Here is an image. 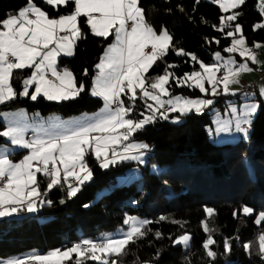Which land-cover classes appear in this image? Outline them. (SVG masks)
Returning <instances> with one entry per match:
<instances>
[{
    "label": "snow or ice",
    "instance_id": "snow-or-ice-1",
    "mask_svg": "<svg viewBox=\"0 0 264 264\" xmlns=\"http://www.w3.org/2000/svg\"><path fill=\"white\" fill-rule=\"evenodd\" d=\"M195 2L198 4L200 0ZM212 2L218 5L221 12H231L230 15L220 16L219 25L212 27L232 39L230 45L223 48V52L229 54L228 58L225 59L217 51L211 65L182 47L177 48L173 35L166 28L157 32L147 21L141 0H41L57 12L58 6L68 7L71 4L70 12L56 17L50 16L36 0H26L25 5L15 13L0 19V105L18 97L32 101L43 97L59 103L74 100L85 91L84 84L77 86L76 77L70 69L58 67V57L75 55L77 42L86 38L81 18H84L93 36L105 40L110 36L114 38L95 65L98 71L92 82L91 95L102 99L104 106L93 117L84 121H61L57 117L47 126L43 121L33 126L27 122L23 111L0 113L7 121V127L0 130V139L13 148L27 150V154L14 162L9 148L0 145V217L24 211L34 213L38 206L45 203L51 206L52 201L44 197L56 187H66L67 197H74L80 187L93 178V171L85 159L89 154L101 169L125 161L143 163L142 150L149 146L133 142L137 132L157 120L168 121L171 113H179L171 121L179 123L181 117L193 111L200 114L214 103L213 99L173 96L170 91L172 81L177 87L198 89L205 96L237 95L231 86L239 84L242 74L254 70L249 62L260 63L254 49L264 45L254 41L249 47L242 26L239 23L233 26V22L242 15L233 10L243 6L246 0ZM256 8L264 16V0H258ZM180 10L183 11V8ZM258 29H264V22L253 25V31ZM215 42L220 43L219 40ZM170 50L176 56L190 57L191 61L199 64L200 70L177 76L172 70L178 65L166 63L162 74L149 76L157 61H163ZM235 55L239 56V62ZM25 70H31L27 76L17 75ZM87 74L85 69L84 75ZM14 79L20 80V90L14 87ZM259 95L264 99V87L259 89ZM123 96H127L129 103H125ZM138 100L144 107L139 112L141 118L133 119ZM260 107L257 102L244 103L239 109L230 105L232 119L218 120L217 132H230L234 123L235 132L247 137ZM29 130L31 138L26 135ZM38 174L47 181L43 190ZM64 202L60 200L61 204ZM204 212L208 217L214 215L212 208H205ZM242 212L248 216L253 209L244 206ZM166 219L159 217V221ZM261 222H264V212H260L255 220L257 225ZM123 223L128 226L127 230L117 235L105 234L99 240L86 238L65 249H55L47 254L32 253L26 259L14 258L0 264H26V260L31 264H66L68 261L72 264H87L88 261L120 264L119 258L128 254L129 245L136 244L151 231L148 226L153 221L129 216ZM171 223L183 227L180 221L173 220ZM201 224L204 232L208 233L202 247L206 257L214 261L217 252L211 248L216 243L210 234L213 229L209 228L207 221ZM155 237L160 239L162 234L156 232ZM191 239V235L185 233L172 242L187 249ZM223 247L226 253L230 252L228 239L224 240ZM243 247L251 254L252 243H245ZM256 252L264 260V232L257 237ZM155 259H159V252ZM135 264H150V261H139L137 258Z\"/></svg>",
    "mask_w": 264,
    "mask_h": 264
},
{
    "label": "trees",
    "instance_id": "trees-1",
    "mask_svg": "<svg viewBox=\"0 0 264 264\" xmlns=\"http://www.w3.org/2000/svg\"><path fill=\"white\" fill-rule=\"evenodd\" d=\"M37 4L48 11L50 16L66 14L72 10L58 6L59 12L36 0ZM26 0H0V19L15 13L23 7ZM258 0H246L239 9L241 12L233 26L239 23L243 28L247 44L264 42V29L253 31V25L261 22L263 16L258 12ZM147 21L159 32L166 28L173 35V43L186 52L195 54L200 61L210 64L213 54L223 52L232 38H226L212 25H219V17L230 15L223 13L218 5L200 0H141ZM183 8V11L180 8ZM81 27L85 39L77 42L75 55L58 58L59 68L70 69L76 77L77 86L85 85V91L74 100L64 102L48 101L43 97L32 101L26 97L0 105V112L25 109L28 113L41 115L59 114L63 117L83 112H94L103 105V100L91 95L93 78L106 47L113 42L91 34L81 18ZM219 40L217 44L215 41ZM166 63L178 65L173 69L177 76L199 69V64L190 57L176 56L169 51L163 61H157L148 73L149 76L162 74ZM85 69L88 74L84 75ZM31 70L17 75L27 76ZM13 85L20 90L19 79ZM172 95L197 97L198 89L187 86L177 87L170 84ZM261 104L248 132L247 140L235 143L215 144L208 139L207 129L212 126V112L197 114L191 112L183 116L180 123L157 120L137 132L132 140L141 141L149 146L152 154H147V162L140 166L137 161H125L107 169H101L91 154L87 155L89 167L93 171L91 181L85 182L80 191L72 198L67 197L66 187H56L44 197L52 204H44L35 214L22 213L20 216L0 219V258L9 255L30 252L45 253L49 250L65 249L74 242L83 239L97 240L99 235L113 231L124 225L127 216L138 215L153 221L147 235L129 245L128 254L120 257V264H135L150 261V264H264L256 252L257 237L264 232V222L255 223L260 212H264V103ZM125 103H129L124 96ZM179 115V114H178ZM135 110L131 118L137 119ZM0 119V130L5 128ZM0 139V145L5 144ZM27 151L15 152L14 159L21 158ZM164 167L153 172L151 165ZM139 166L140 175L125 184H118L117 178ZM41 189L47 181L39 176ZM103 191V192H102ZM102 192V193H101ZM101 193V194H100ZM63 199L65 202L60 203ZM87 205V207H85ZM244 206L253 209L245 216ZM205 208L214 209V215L208 217ZM233 213H236L234 216ZM167 219L159 221V217ZM180 221L173 224L171 221ZM207 221L210 233L216 243L211 246L217 252L214 261L206 257L202 244L207 238L201 222ZM162 237L156 239L155 233ZM188 233L192 239L190 246L184 249L173 245L178 236ZM171 237V239H170ZM231 244L230 252L223 247L224 240ZM252 243L251 254L243 247ZM159 252V259H155ZM66 264H72L71 261ZM87 264H96L88 261Z\"/></svg>",
    "mask_w": 264,
    "mask_h": 264
},
{
    "label": "rangeland",
    "instance_id": "rangeland-1",
    "mask_svg": "<svg viewBox=\"0 0 264 264\" xmlns=\"http://www.w3.org/2000/svg\"><path fill=\"white\" fill-rule=\"evenodd\" d=\"M208 1L212 2V0H208ZM261 22H264V16H263V20ZM237 35H239V34H237ZM259 43L264 45V42H259ZM254 51L256 52L258 61L260 63L251 64V62H249V66L252 67L254 70L251 73L242 74L239 77V81H240L239 84H235V85L231 86L232 90L235 91L237 93V95H223V94H221V95H217V96L213 97L211 95L205 96V95L201 94L200 96H197V97H186V98H190V99H213L214 103L211 106L205 108L203 110V112H212V126L207 129V132H208V139L215 144H227V143H235L239 140H244V141L247 140V137H244L242 134H238L235 132L234 123L232 126V130L230 132H217V127H218L217 121L223 120V119H232L231 114L229 113V106L230 105H235L239 109L240 107H242V105L244 103H253V102L260 103L258 101L257 97L258 96L260 97L259 89L261 87H264V47H261L258 50L254 49ZM221 55L225 59H227L229 56V54H223L222 52H221ZM235 58L239 62V60H240L239 56L235 55ZM213 63H214V54H213V60L209 65H211ZM198 70H200V69H198ZM96 74H97V72H96ZM205 86L208 87L207 84ZM246 86L254 87V90L251 93L246 94L243 90ZM173 96H180V95H173ZM246 96L249 98L246 99ZM122 99L124 100V96L122 97ZM260 99L264 103V99H262L261 97H260ZM103 106H104V102H103V105L98 110H96L94 112H83V113H80L77 115H72V116H67V117H63L59 114H49V115H41L39 113L26 114L27 118H28L27 122L30 125L35 126V125L41 123V121H43L45 126H47L49 123L54 122L55 118H57V117L61 121H84L87 118L93 117L96 113H98L103 108ZM143 107H144L143 103L140 100H138L136 103V107H135V110L137 111V115H138L137 119L141 118V117H139V112L143 110ZM14 111L15 110L4 111L1 113H13ZM23 111L25 112L26 110H23ZM193 112H195V111H193ZM25 113H27V111ZM171 114H174V113H171ZM178 114H174V116L171 117V120L174 117L178 116ZM2 120L7 127V121L3 118H2ZM183 120H184V118L181 117L180 122H182ZM29 133H32L31 130H29ZM133 142L143 143V142L137 141V140H133ZM2 145H6L9 148V150L11 152L10 158L14 162H18L23 157L22 156L19 159L13 158V156L17 155L15 152L22 151L24 149L13 148L10 144H6V143L2 144ZM25 154H27V152ZM143 161H144L143 163L138 162L140 166H144L147 162V153L146 152H143ZM163 168L164 167L158 166L156 164L151 165V170L153 172H159V171L163 170ZM132 172H133L132 174L127 173L125 175L119 176L117 178L118 184H125V183L129 182L130 180L137 178L140 175L139 166H137L135 169H133ZM43 205L38 206V210L36 212L28 213L25 211V214H35L42 208ZM22 213H24V212H21L19 214H14V215L20 216ZM14 215H12V216H14ZM127 217H129V216H127ZM131 217H137L139 219H145V218L138 216V215H132ZM1 218H4V217H0V219ZM6 218H8V217H6ZM127 227H128L127 225H122L113 231H108V232L102 233L99 235L97 240L102 238L105 234L117 235L120 231H126ZM49 251H52V250H49ZM49 251H47L45 253H38V254H47ZM29 255H30V252L17 253V254L9 255L6 258H0V262L7 261L9 259H14V258L26 259Z\"/></svg>",
    "mask_w": 264,
    "mask_h": 264
},
{
    "label": "built area",
    "instance_id": "built-area-1",
    "mask_svg": "<svg viewBox=\"0 0 264 264\" xmlns=\"http://www.w3.org/2000/svg\"><path fill=\"white\" fill-rule=\"evenodd\" d=\"M243 90L246 94H249L254 90V87L246 86ZM31 136H32V133L27 134V138H31ZM142 152H146L147 154H152L153 151L150 149H146V150H142ZM77 242H79V241H77ZM77 242H74V244ZM26 264H31V261H26Z\"/></svg>",
    "mask_w": 264,
    "mask_h": 264
},
{
    "label": "crops",
    "instance_id": "crops-1",
    "mask_svg": "<svg viewBox=\"0 0 264 264\" xmlns=\"http://www.w3.org/2000/svg\"><path fill=\"white\" fill-rule=\"evenodd\" d=\"M102 55H103V54H102ZM61 56H63V55H61ZM61 56H60V57H61ZM58 58H59V57H58ZM60 69H62V68H60ZM94 77H95V76H94ZM93 79H94V78H93ZM259 98H260V97H259ZM23 110H25V109H17V110H15L14 112H17V111H23ZM2 112H4V111H2ZM23 112H24V111H23ZM25 112H26V111H25ZM0 113H1V112H0ZM26 114H31V113H28V112H27ZM28 116H29V115H28ZM2 118L4 119L3 115H0V119H1V120H2ZM2 121H3V120H2ZM4 121H5V120H4ZM5 126H6V125H5ZM28 133H29V132H28ZM28 133H27V134H28ZM27 134H26V135H27ZM247 139H248V136H247ZM24 212H25V211H24Z\"/></svg>",
    "mask_w": 264,
    "mask_h": 264
}]
</instances>
